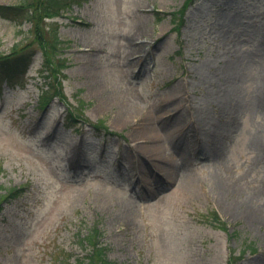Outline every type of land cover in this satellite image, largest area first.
I'll list each match as a JSON object with an SVG mask.
<instances>
[{"label":"rangeland","instance_id":"374dc122","mask_svg":"<svg viewBox=\"0 0 264 264\" xmlns=\"http://www.w3.org/2000/svg\"><path fill=\"white\" fill-rule=\"evenodd\" d=\"M185 1L81 0L48 19L67 66L43 110L39 36L0 17V55L35 53L24 87L0 77V185L26 187L0 213V264H75L94 225L116 264H228L245 244L233 264H264V0H198L174 20ZM151 105L158 121L122 116Z\"/></svg>","mask_w":264,"mask_h":264},{"label":"trees","instance_id":"16d2710c","mask_svg":"<svg viewBox=\"0 0 264 264\" xmlns=\"http://www.w3.org/2000/svg\"><path fill=\"white\" fill-rule=\"evenodd\" d=\"M196 0H186L183 7L175 13L174 20L183 21V16L187 8ZM81 0H28L16 6L0 5V17H5L13 20H22L23 17L28 18L32 23L34 31L39 36L41 46V54L43 58L42 72L46 75L49 82L47 83V91L39 96V105L47 106L55 97L64 100L65 96L62 92V76L63 70L67 66L65 58L59 57L60 50L65 44L57 37L56 27L51 24V32L54 33L52 40L47 42L41 39L45 32L46 21L60 17L64 12L69 11L73 5L80 3ZM35 53L31 50L23 51L15 49L8 55H0V77L4 78L11 87H24V78L28 72L30 65L33 62ZM83 102L80 106H83ZM82 117V115H78ZM68 119H79L70 109ZM83 120V118H82ZM95 129L105 128L104 121H99L92 124ZM25 186L20 187H3L0 185V212L4 202H9L24 195ZM208 218L211 223H216L220 228L226 229L225 224L221 223L218 215L215 212H210ZM103 232L97 225L91 227L85 234L81 231L77 234L78 243L82 247H87L88 253L82 257H76L75 264H116L107 257L108 248L103 245L101 239ZM254 249L252 245L245 244L244 251L239 257H234L232 254L228 264L237 262V259L243 257L246 250Z\"/></svg>","mask_w":264,"mask_h":264},{"label":"bare ground","instance_id":"6f19581e","mask_svg":"<svg viewBox=\"0 0 264 264\" xmlns=\"http://www.w3.org/2000/svg\"><path fill=\"white\" fill-rule=\"evenodd\" d=\"M141 32L142 31H139V33H135V35H132V36H130L128 38V41L132 45H134L133 48H132V51H134V53H136V54H138L139 52H142V49H143L141 47V44L139 45L137 43V42H139L138 38H137V35L141 36L142 37L141 39H143L144 33L142 34ZM146 107L145 108L134 107V108H132L130 110H127L126 112H124L122 110V108L120 110H122V116H124V119L126 120V122H129L131 124L136 123L137 120L142 119L143 117H151V118L155 119L156 121H158L161 118L160 115L158 114V111L155 108V106L151 105V106H149V108H146ZM154 127L155 126L146 128V130H147L146 133L145 134L143 133L142 136H140V138H143V140L146 142V144L142 148V153L145 154L147 152L148 153L154 152L153 154L151 153V159H154L157 156L156 152L158 151V149H156V147H155L156 146L155 145L156 144V140L155 139L151 140V139L148 138L149 132H151V133L154 132V130H155ZM163 161L164 160L160 159L161 164L158 165L159 167L157 169L165 170L168 173V175L174 176L175 171L172 168L170 169V167H164V165H162ZM147 164L146 165L149 166V163H147ZM149 171H152L151 166H149ZM195 185H196V182H195L193 176H189L188 177V181L186 183V186L189 189L190 186L194 187Z\"/></svg>","mask_w":264,"mask_h":264}]
</instances>
